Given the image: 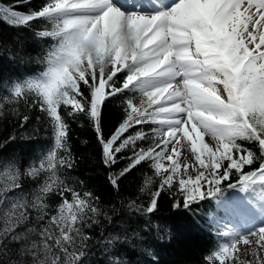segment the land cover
<instances>
[{
  "label": "snow or ice",
  "instance_id": "obj_1",
  "mask_svg": "<svg viewBox=\"0 0 264 264\" xmlns=\"http://www.w3.org/2000/svg\"><path fill=\"white\" fill-rule=\"evenodd\" d=\"M30 2L17 0V5ZM154 6L157 14L151 16L125 14L111 0H47L28 13L5 6L11 12L6 20L10 26L28 27L35 20L51 25L37 33L54 41L45 56L46 70L15 85L10 102L27 103L32 96L33 107L38 106L52 125L54 143L23 172L17 160H0V264H81L93 240L85 229L100 225L101 217L112 222L99 198L91 191H79L78 182L64 174L76 164L69 151L66 116L83 115L93 123L106 167L128 160L109 175L114 188L145 161L152 162L157 174L169 173L162 189L179 177L185 208L220 192L232 169L239 173L242 190L264 184V0H178L167 10ZM115 99L122 101L124 118L105 137L103 106ZM23 119L26 123L29 118ZM145 125L156 126L145 130ZM149 139L154 143L148 147L138 144ZM240 140L255 143L259 156L237 143ZM233 151L246 155L234 159ZM188 153L199 169L189 163ZM224 160L229 161L226 167ZM164 161L170 162L169 167ZM256 161L258 169L241 171ZM190 167L197 172L194 178ZM23 177L43 179L25 193ZM202 181L208 184L206 192ZM53 195L60 197V203L50 215ZM159 195V190L153 192L146 208L129 207L151 214ZM222 235L229 239L206 258L209 262L214 258L219 264L226 260L235 264L231 251L238 252L241 242L264 250V226L247 235ZM100 237L95 242L108 245L106 252L121 241L119 236H105L103 230ZM110 260L120 264L116 257ZM258 264H264V257Z\"/></svg>",
  "mask_w": 264,
  "mask_h": 264
},
{
  "label": "trees",
  "instance_id": "obj_2",
  "mask_svg": "<svg viewBox=\"0 0 264 264\" xmlns=\"http://www.w3.org/2000/svg\"><path fill=\"white\" fill-rule=\"evenodd\" d=\"M46 2L47 0H31L29 4L17 5V0H0V9H4L0 12V91L2 84L18 71L21 72L40 63L45 43L37 33L51 28V25L44 20H35L28 27L10 26L6 20L11 18V12L5 9V6H11L17 12L28 13L30 10H39ZM119 75L123 77V73ZM84 92L87 95L86 88ZM10 101L12 100H4L0 92V105H2L0 160H17L23 172L29 167L30 162H33L31 158L37 149L35 146L37 141L48 137L50 122L38 106L33 107L36 103L33 97H29L27 103L23 99H19L18 102ZM25 115L29 118L26 123L23 119ZM123 118L120 99L106 103L103 106L101 119L104 136H110ZM68 124L69 151L75 158L76 164L64 174L78 182L75 186L79 191H91L99 198L100 207L112 215L111 223L101 217L100 225L85 229L86 234L92 236L93 240L89 241L90 247L86 249L88 255L81 264H113L110 257H116L120 264H219L214 258L212 262L206 259L214 252V243L211 236L200 227L198 207L204 205V201L191 204L188 208L183 207L182 198H177L174 186L166 185L163 189L160 187L163 179L155 172L149 161L142 162L121 177L118 181V189L114 188L109 182V175L119 172L128 164V160H121L111 169L106 167L94 125L88 117L81 115L72 118ZM139 127L130 131L135 132ZM143 127L145 130L152 128L150 125ZM152 143L151 139L138 142L143 147H148ZM246 148L259 156L254 145L250 144ZM232 155L235 159L246 153L233 151ZM223 163L226 167L227 163ZM258 168L259 161H256L251 165H244L242 172L246 173ZM237 178L238 174L232 169L229 179L223 182V185L232 184ZM42 179L43 177L36 180L23 177L22 190L31 193ZM157 190L160 191V195L157 200L158 206L153 213L137 212L129 207L135 205L146 208L152 193ZM66 195L71 199L70 194ZM177 202L181 205L178 208L173 206ZM49 203L52 205L49 212L54 214L55 207L60 203V197L56 195L49 197ZM33 216H35L34 212ZM0 225L2 226V222ZM36 227L40 226L36 225ZM101 230L105 236L121 237L122 242L117 241L111 246V250L106 252L104 249L109 247L108 245L102 247L95 242L97 239H103L100 237ZM34 238L40 239L38 235ZM9 247L11 248L12 245ZM225 264H230V260H226Z\"/></svg>",
  "mask_w": 264,
  "mask_h": 264
},
{
  "label": "rangeland",
  "instance_id": "obj_3",
  "mask_svg": "<svg viewBox=\"0 0 264 264\" xmlns=\"http://www.w3.org/2000/svg\"><path fill=\"white\" fill-rule=\"evenodd\" d=\"M204 140H205V143H209L210 142V137L205 136ZM210 146H211V144H210ZM188 155H189V163L194 165L196 169H199V165L196 163L195 157L192 156L191 153H188ZM180 158H181V160H183V151H182V154H181ZM204 159L207 162V158L204 157ZM164 164H165V167H169L170 162L164 161ZM180 171H181V173H183V168H181ZM217 172L221 173L223 171H219V169H218ZM160 173L163 176V180L169 174L168 172H164L163 170H161ZM189 173L192 175L193 178L197 174V172L192 167L189 168ZM207 174H208V172L206 171V175ZM184 178L187 179V176H184ZM178 180H179V177H174V179H173V181L171 183V185H173L176 188V190H177V188L180 189L179 188V184H178ZM201 184H202V189H203L202 191H204V188L208 184L205 181H202ZM203 185H204V188H203ZM249 239L255 240V237H249ZM237 247L239 248L238 252L235 251V250L231 251V254L235 255V256L231 255V259L232 260L235 259L234 260L235 264H238L237 261L240 264H241V262L243 264H258V258L264 257V250L258 249L255 245L250 247L248 245H244L243 242H241Z\"/></svg>",
  "mask_w": 264,
  "mask_h": 264
},
{
  "label": "bare ground",
  "instance_id": "obj_4",
  "mask_svg": "<svg viewBox=\"0 0 264 264\" xmlns=\"http://www.w3.org/2000/svg\"><path fill=\"white\" fill-rule=\"evenodd\" d=\"M50 215H51V212H50ZM1 226V225H0Z\"/></svg>",
  "mask_w": 264,
  "mask_h": 264
}]
</instances>
